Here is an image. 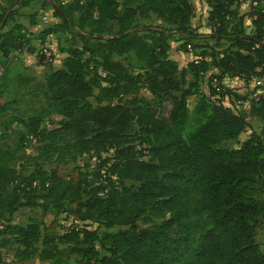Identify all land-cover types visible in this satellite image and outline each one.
Listing matches in <instances>:
<instances>
[{"label": "trees", "instance_id": "obj_1", "mask_svg": "<svg viewBox=\"0 0 264 264\" xmlns=\"http://www.w3.org/2000/svg\"><path fill=\"white\" fill-rule=\"evenodd\" d=\"M244 1L207 0L210 31L203 35L191 28L194 13L189 0L57 3L52 13L59 22L39 35L72 30L81 46L69 48L61 66L50 67L41 83L44 97L62 117L58 126L47 129L45 114L30 116L24 122V140L47 139L41 151L48 159L72 150L90 154L97 164L92 174L74 168L72 174L62 175L56 168L48 172L37 167L30 175L15 177L8 164L0 163V216L12 215L23 205L25 193L30 196L40 190L44 210L60 209L69 199L79 220L118 228L99 237L106 253L94 243L98 239L94 229L75 227L59 236V242L73 245L69 249L77 264H264V248L254 240L264 223V94L250 99L245 114L198 91L201 72L208 74L209 84L213 76L223 82L229 74L245 84L264 76V0H248V10L241 13ZM149 13L183 35L184 50L200 47L192 42L196 37L224 40L228 45L211 55L201 47L198 62L178 67L168 57L164 29L138 30L134 25L137 16ZM245 19L250 20L249 30ZM3 20L0 9V25ZM20 29L15 24L1 35L3 55L8 54V43L13 50L22 45L14 33ZM128 53L144 60L148 70L143 78L132 76L115 59ZM85 54L100 58L99 70L105 72L100 79L107 80L105 84L86 78ZM209 66L218 74H209ZM16 80L21 85L32 81L23 76ZM136 84H143L152 99L123 96ZM210 92L214 94L211 84ZM195 94L200 95L194 107L198 125L184 135L187 98ZM93 96L95 105L89 100ZM240 97L245 96L235 94L232 101ZM106 100L110 101L103 103ZM246 116L261 125L240 141L248 127ZM57 140L65 144L57 145ZM229 140H236L239 147L219 146ZM25 141L21 147H26ZM3 154L8 156L6 151ZM203 212L212 228L201 226ZM150 216L162 221L138 226V220L148 221ZM15 235L16 242L29 249L38 242L40 231L37 224L29 223L17 227ZM53 249L43 248L39 258L61 264L63 253L56 246Z\"/></svg>", "mask_w": 264, "mask_h": 264}, {"label": "rangeland", "instance_id": "obj_2", "mask_svg": "<svg viewBox=\"0 0 264 264\" xmlns=\"http://www.w3.org/2000/svg\"><path fill=\"white\" fill-rule=\"evenodd\" d=\"M121 1V0H119ZM193 6L194 16L191 21V28L194 34L203 35L208 33L210 27L207 25V14L209 6L207 0H189ZM241 10V11H240ZM247 10V5L239 7V12ZM246 12V11H245ZM76 17H74L75 20ZM110 24V21H107ZM43 24V23H42ZM134 25L138 30L141 28H162L167 34V41L169 43L168 57L175 61L178 67L185 66L191 61L192 56L197 55L201 47L204 48V52L207 55L215 52H220L228 45L227 41H216L211 38L196 37L193 39V44L200 47H191V51L184 50L182 44L184 43V37L181 33L177 32L173 25L167 24L161 20L156 14L149 13L147 16H137L134 21ZM245 28L249 30L251 28L250 20L246 19ZM88 30L87 28L85 29ZM34 35V34H33ZM39 39L37 48L40 50L46 47L52 54L53 61L50 63H42L49 66L53 63L62 61V56L67 53L69 48L81 46L80 39L76 36V33L72 30L61 32L53 35V37L45 39L42 43L40 39L42 37L37 34L35 39ZM33 39V38H32ZM41 46V47H40ZM33 46V48H36ZM189 47V46H188ZM38 50V52H39ZM14 51V50H12ZM10 55V54H9ZM210 56H207L209 59ZM39 54H37V60ZM85 67L84 73L89 80H101L102 75L99 74V62L100 58L97 56H89L85 54L83 56ZM122 62L126 70L134 77L143 78L144 73L148 70L145 66L144 60L136 57L133 53H128L122 57H116ZM209 74H218V71L209 66ZM42 75V74H41ZM40 75V76H41ZM39 76V77H40ZM17 77V76H16ZM14 78L12 82H8L6 77L0 78V163H5L12 168L14 176H27L34 172L37 167L50 172L53 168H56L62 175L72 174L74 168L80 169L82 172L92 174L97 161L88 153L78 154L72 150L64 152V155L58 156L57 153L51 154L48 159L42 154V147L47 143L45 138H32L29 137L27 141L24 140V131L26 119L35 114H45L43 125L47 129L58 126L59 120L62 118L57 112V108L52 101L47 100L44 97V89L41 83H31L30 85H21L17 82V78ZM239 78L227 76L222 77V81L226 87L224 95H220L216 98L218 102L224 104L225 99L235 98V94H238L235 90L239 88V85H235V82H239ZM107 80H101L102 84H105ZM234 82V84H233ZM231 83V86H230ZM245 84V83H244ZM249 90H253V84H245ZM198 91L200 94H204L207 99H211L210 96L214 95L210 92V84L207 77H202L198 81ZM97 93V89L94 90V96ZM90 97L89 100L93 105L96 104L95 99ZM124 97H136L144 100H151L152 96L145 88L143 84H136V87L130 94H123ZM200 95H190L187 98V123L185 126L184 135L187 132L193 130L197 125L199 119L194 113V107ZM110 101V100H109ZM108 100L103 101L109 102ZM226 104V102H225ZM1 108V107H0ZM244 113L243 109H240ZM239 111V112H240ZM248 127L246 131L240 136L239 140H245L251 131H257L260 128V122L255 119L246 116ZM13 131V133H11ZM22 133V135L19 134ZM65 139L69 138V135H63ZM62 136V137H63ZM26 142V147H21L23 142ZM22 142V143H21ZM57 145H64L65 141L57 140ZM73 141L71 140V143ZM220 147L236 149L239 147V143L236 140H229L222 142ZM8 152V156L3 152ZM148 156L144 158L147 159ZM36 181L33 182V185ZM42 191L38 190L32 195L25 193L21 198L23 205L12 214L6 213L0 216V264H53L55 261L48 260L42 261L38 252L43 248L49 249L54 252V246H56L63 253L61 264H77L78 258L76 254L71 252L67 243H61L57 238L63 235L67 230L72 228H84L91 230L94 229L97 232L98 239L95 240L97 248L106 253L101 247L99 237L106 231H115L118 228L106 229L99 223L94 221L83 222L79 220L74 213L75 203L70 200L63 201V207L60 209L51 208L48 210L43 209L45 204L41 196ZM31 196L33 198H31ZM33 199V200H31ZM201 226L205 229L212 228L213 224L210 222L207 213L201 214ZM161 218L148 217V221L138 220L137 224L140 227H148L153 223H159ZM29 223H35L39 227L40 237L38 242L34 243L29 249H23V246L16 242V228L19 226H26ZM255 242L260 249L264 248V223H262L256 231Z\"/></svg>", "mask_w": 264, "mask_h": 264}, {"label": "crops", "instance_id": "obj_3", "mask_svg": "<svg viewBox=\"0 0 264 264\" xmlns=\"http://www.w3.org/2000/svg\"><path fill=\"white\" fill-rule=\"evenodd\" d=\"M70 1L71 0H0V9L4 12V20L0 25V41L3 40L1 35L4 32L13 29L15 24L21 26L20 31L14 30V33L17 32L19 34V40L22 41V45L18 47L17 50L12 51L14 46L13 44L8 43L7 55H3L0 51V74H3L2 76L6 77L8 82H12L16 76H23L32 80L28 84L37 82L42 83L46 73L49 72L50 67L56 69L61 66V61L58 63L55 61V63L49 66L38 63L37 54L39 49L36 47L38 44L36 42H39V39H35V37L46 27L59 22L60 19L53 16L52 13L53 8H56L57 3H66ZM241 5H247L248 10V0L242 2L239 7H241ZM245 11L241 13H244ZM53 35L55 34H46L40 40L43 43L45 42V39L53 37ZM33 46L36 48L34 49ZM12 53L17 54L16 60H10L7 57ZM62 54H65L62 56V59L67 56V53ZM235 85H239V88L235 91L238 94L243 93L246 87L244 82L239 80V82H235ZM225 102V105L230 106L235 111L239 112L240 109H243L245 114L248 113L249 109L247 107H238L234 100L232 101V98L225 99Z\"/></svg>", "mask_w": 264, "mask_h": 264}, {"label": "built area", "instance_id": "obj_4", "mask_svg": "<svg viewBox=\"0 0 264 264\" xmlns=\"http://www.w3.org/2000/svg\"><path fill=\"white\" fill-rule=\"evenodd\" d=\"M256 3H257V1H254L252 3L253 6L256 5ZM188 50L191 51L190 46L188 47ZM38 54H39V57H42V60L44 63H50L53 61L52 54L46 47L41 48L39 50ZM8 58L10 60H16L17 54L12 53V54L8 55ZM191 60H193L194 62H198V57L196 55H194V56H192ZM99 74L102 76H105V72H103L101 70H99ZM201 75H203L204 77H207V78L209 77L208 74L205 72H201ZM240 80H242V79H240ZM210 84H211L212 90L214 91V95L211 98L213 99V101L218 102L216 100V98L220 95H222V96L224 95L225 85L223 82H219V80L215 76L210 78ZM251 84H253V88H254V86H257L258 89L257 90H255V89L249 90L248 86H246L243 93H241V95H244L245 97H240V98L234 99V102L238 107L249 108L251 98H257L259 94H264V76L254 78V80L251 82Z\"/></svg>", "mask_w": 264, "mask_h": 264}]
</instances>
